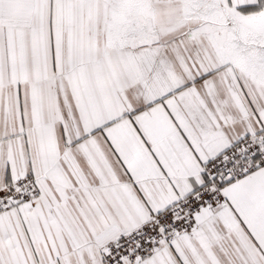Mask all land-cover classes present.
Masks as SVG:
<instances>
[{"label": "snow or ice", "instance_id": "snow-or-ice-1", "mask_svg": "<svg viewBox=\"0 0 264 264\" xmlns=\"http://www.w3.org/2000/svg\"><path fill=\"white\" fill-rule=\"evenodd\" d=\"M0 264H264V0H0Z\"/></svg>", "mask_w": 264, "mask_h": 264}]
</instances>
